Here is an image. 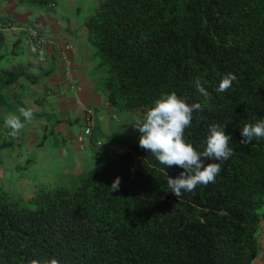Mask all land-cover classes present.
<instances>
[{"label":"trees","instance_id":"obj_1","mask_svg":"<svg viewBox=\"0 0 264 264\" xmlns=\"http://www.w3.org/2000/svg\"><path fill=\"white\" fill-rule=\"evenodd\" d=\"M84 25L105 70L108 105L135 122L175 92L202 106L186 142L203 152L218 124L234 154L206 159L221 164L215 182L178 198L167 179L183 169L142 149L136 129L134 141L98 144L92 165L70 184H43L27 197L0 188V264H253L264 217V138L241 144L240 130L264 121V0H97ZM6 41L0 28V109L19 115L16 86L40 74L2 67L22 38L9 50ZM229 73L237 80L217 93ZM6 117L0 114V149L21 134L9 135ZM90 133L96 141L104 135L94 124Z\"/></svg>","mask_w":264,"mask_h":264},{"label":"rangeland","instance_id":"obj_2","mask_svg":"<svg viewBox=\"0 0 264 264\" xmlns=\"http://www.w3.org/2000/svg\"><path fill=\"white\" fill-rule=\"evenodd\" d=\"M56 1L57 7L49 11L60 14L63 11L80 30L84 18L97 0H75L80 4L75 8L73 0ZM33 5L41 8L35 3ZM69 36L80 40L82 34L74 31L70 32ZM12 43L13 40L7 37L5 49H11ZM15 48L17 51L8 54L2 67H20L25 71L40 74V77L35 83L23 78L24 83L16 86V105L19 108L32 109L34 118L21 131L17 142L14 140L12 144L0 149V188L27 197L43 184H70L73 177L89 168L93 163L95 147L99 144L92 133L87 134L84 131L87 124L86 108L90 105L96 108L92 124L98 126L104 134L98 137L101 142L120 145L124 139L135 140L137 131L134 115L127 110L119 111L111 109L110 105L108 108L103 105V67H98L92 76H84L80 63L73 62V73L78 82L74 90L68 89V99H73L68 100L66 107L61 103L62 97L67 93L64 91L65 84L55 94L46 96L45 92V88L50 87L55 79L53 75L56 72L53 71H60L58 56L50 61L44 55L42 60L41 56L28 49L23 41ZM92 49L94 50L93 46ZM61 63L63 64V61ZM1 113L6 116L14 114L3 108L0 109ZM261 210L264 211V205ZM258 261L257 258L252 263L260 264Z\"/></svg>","mask_w":264,"mask_h":264},{"label":"clouds","instance_id":"obj_3","mask_svg":"<svg viewBox=\"0 0 264 264\" xmlns=\"http://www.w3.org/2000/svg\"><path fill=\"white\" fill-rule=\"evenodd\" d=\"M40 56L43 60V52ZM235 80H237L235 74H226L215 91L226 92ZM196 88L199 93L208 96L199 79L196 81ZM194 110H202V106L199 103L190 105L175 92L164 93L154 101V106L146 110L143 119L134 122L135 128L142 134L139 139V146L142 149L150 151L151 155L167 168L178 166L183 169L176 178L168 176L167 179L168 188L178 198L183 192H192L197 186H207L210 182H215L216 176L221 172V164H205L206 159L227 161L234 154L233 149L229 147L231 135L226 134L225 128L218 124L209 127L203 152H198L186 142L184 133L191 127ZM33 118L32 109L20 107L19 115L9 114L5 118L4 126L11 130L10 136L17 137ZM240 131L241 144H249L254 139L264 138V121L244 124ZM120 182V177H117L111 185L112 192L119 189Z\"/></svg>","mask_w":264,"mask_h":264},{"label":"crops","instance_id":"obj_4","mask_svg":"<svg viewBox=\"0 0 264 264\" xmlns=\"http://www.w3.org/2000/svg\"><path fill=\"white\" fill-rule=\"evenodd\" d=\"M73 8L80 5L77 3V1L73 0ZM63 3V2H62ZM33 2H30L29 0H17V1H11V0H0L1 8L5 11L10 13L14 16L15 23L18 26L25 25V24H33L37 23L39 26H41L43 32L48 36L49 38V44L38 51H35L37 54H41L43 52L44 55L50 60L53 61L58 56V68L60 71L55 69L53 72V83L50 84V86H57L61 90L63 85L65 84V89L67 93H65L64 97H62V105L68 106V100L73 99V97L68 99V89H71L68 87V84L66 81H64V75L62 70V60L60 61V46L68 49V55L70 56V61L73 66V62H79L82 70V73L84 76L87 74L89 76H92L94 71L99 67L97 65V58L94 55V50L92 49L91 43L89 42L87 38V29L86 26L83 24L80 26L81 29L79 30V27L77 25L73 24V21L64 15V12L62 11V15L57 12H50L49 9H54L57 7L58 3L57 1L55 4L51 6L46 5H40L41 8H36ZM72 7V6H71ZM64 18V19H63ZM79 32L82 34V37L80 40H77L76 38H72L69 36L70 32ZM6 37L11 38L13 41L17 38H19V32L18 29H14L11 31H7L5 34ZM68 42L73 43L71 48H68ZM102 68V67H100ZM78 81L76 80V83ZM57 90V92H58ZM74 90V89H71ZM63 91V92H64ZM102 92L104 94V106L108 108V103L106 100V93L104 89H102ZM71 93V92H70ZM76 96V93L74 94ZM61 97V96H60ZM76 100L81 101L75 97ZM81 98V97H80ZM82 99V98H81ZM83 100V99H82ZM93 107L95 112L96 108ZM264 212V211H263ZM259 241H260V250L257 256L254 258L253 263L255 259H259L260 264H264V217L261 222L260 226V234H259Z\"/></svg>","mask_w":264,"mask_h":264},{"label":"built area","instance_id":"obj_5","mask_svg":"<svg viewBox=\"0 0 264 264\" xmlns=\"http://www.w3.org/2000/svg\"><path fill=\"white\" fill-rule=\"evenodd\" d=\"M55 4V2H52V5ZM0 28H2L4 31H11L14 29H18V32L21 35L23 43L27 46L28 49L32 51H38L39 49L47 46L49 44V38L48 36L43 32L41 26H39L37 23L33 24H25L20 25L17 27L15 23L14 17L8 13L5 12L1 6H0ZM71 42H68V48L72 47ZM63 61L62 64V70L64 75V81L68 84V87L71 89H75L77 86L76 78L73 73V66L70 61V56L68 55V49L60 46V57ZM59 88L57 86H50L46 90V96H50L52 94H55ZM111 109H115L113 106H110ZM95 110L93 107H87L86 108V114H87V124L85 125V133L90 134L91 132V126H92V119L94 116ZM97 143L103 144L107 142H101L100 139L97 140Z\"/></svg>","mask_w":264,"mask_h":264}]
</instances>
